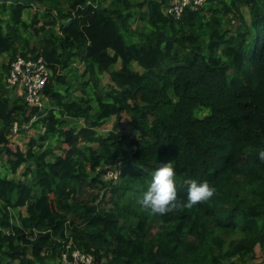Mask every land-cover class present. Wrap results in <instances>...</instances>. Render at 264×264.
<instances>
[{"label": "trees", "instance_id": "16d2710c", "mask_svg": "<svg viewBox=\"0 0 264 264\" xmlns=\"http://www.w3.org/2000/svg\"><path fill=\"white\" fill-rule=\"evenodd\" d=\"M167 1H0V264L264 259V0L179 18ZM17 57L48 67L43 105L6 81ZM166 162L178 201L193 179L216 192L150 214L137 198Z\"/></svg>", "mask_w": 264, "mask_h": 264}, {"label": "clouds", "instance_id": "9594fccd", "mask_svg": "<svg viewBox=\"0 0 264 264\" xmlns=\"http://www.w3.org/2000/svg\"><path fill=\"white\" fill-rule=\"evenodd\" d=\"M198 7L188 8L194 9ZM258 157L260 160L264 161V148L258 149ZM108 171H113L116 173V177H111V180H115L118 178L119 173L117 170L107 169L105 174L103 175L105 179H108ZM176 183V173L173 164L171 162L161 164L152 174L146 190H144L142 194L137 198V203L142 209L146 210L150 214H166L178 207H191L199 201L208 200L216 192V188L212 186L207 180L197 181L196 179H193L188 186L187 200L185 204L182 201H178ZM71 247L74 246H70L67 249L69 250ZM73 249L80 250L76 247L72 248L71 250ZM71 250L69 251V255L71 253ZM89 253L93 255L94 260V254L92 252Z\"/></svg>", "mask_w": 264, "mask_h": 264}, {"label": "built area", "instance_id": "2783aa9c", "mask_svg": "<svg viewBox=\"0 0 264 264\" xmlns=\"http://www.w3.org/2000/svg\"><path fill=\"white\" fill-rule=\"evenodd\" d=\"M207 0H168L166 10L175 18H179L188 7H198ZM48 67L42 58L32 59L30 57H17L11 63L10 71L6 81L14 88L21 89L24 101L29 105H41L42 89L47 81ZM116 173L108 171L107 176L115 178ZM63 262L70 264H88L92 262L93 255L78 249L71 250L70 260L67 253L63 252Z\"/></svg>", "mask_w": 264, "mask_h": 264}, {"label": "rangeland", "instance_id": "374dc122", "mask_svg": "<svg viewBox=\"0 0 264 264\" xmlns=\"http://www.w3.org/2000/svg\"><path fill=\"white\" fill-rule=\"evenodd\" d=\"M167 3H168V1H167ZM5 74L4 73H2V74H0V86H2V87H7V85H6V83H5ZM41 105H43V100L41 101ZM204 108H202V110H203ZM202 112H206V110H204V111H202ZM202 112H200V113H202ZM128 121V115H124L123 116V119H122V125H123V129L125 130L127 127H128V125H127V122ZM108 127H109V125H107V126H105L104 127V130L102 131L103 133H107V131H108ZM128 129L130 130V128L128 127ZM15 137V136H14ZM16 139H18L19 141H21L22 139H20V137H18V136H16ZM29 177V176H28ZM15 178H24L23 177V175L21 174V168H19V170H18V173L15 175ZM103 178H104V176H103ZM105 179V178H104ZM106 181H111V177L109 176L108 177V179H105ZM115 181H116V179H115ZM114 181V182H115ZM100 190V188H98V186H96L95 187V189H94V191L95 192H97V191H99ZM100 192L103 194L105 191H103V190H100ZM13 222H15V223H17V221L16 220H12ZM60 260L63 262V256H61L60 257ZM57 262L58 261H55V262H52V264H57ZM251 262L252 263H254V264H263L264 263V259H263V255H262V251L260 250V248L258 247V246H256L255 247V254H254V256H253V258H252V260H251Z\"/></svg>", "mask_w": 264, "mask_h": 264}, {"label": "water", "instance_id": "95a60500", "mask_svg": "<svg viewBox=\"0 0 264 264\" xmlns=\"http://www.w3.org/2000/svg\"><path fill=\"white\" fill-rule=\"evenodd\" d=\"M0 1H17V0H0Z\"/></svg>", "mask_w": 264, "mask_h": 264}]
</instances>
